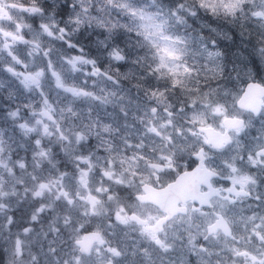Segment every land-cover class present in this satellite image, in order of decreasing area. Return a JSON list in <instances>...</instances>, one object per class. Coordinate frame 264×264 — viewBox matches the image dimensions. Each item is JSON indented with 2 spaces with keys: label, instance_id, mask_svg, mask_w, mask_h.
I'll return each mask as SVG.
<instances>
[{
  "label": "clouds",
  "instance_id": "9594fccd",
  "mask_svg": "<svg viewBox=\"0 0 264 264\" xmlns=\"http://www.w3.org/2000/svg\"><path fill=\"white\" fill-rule=\"evenodd\" d=\"M0 264H264V0H0Z\"/></svg>",
  "mask_w": 264,
  "mask_h": 264
}]
</instances>
